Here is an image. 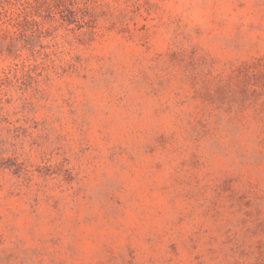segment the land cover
<instances>
[{
  "label": "rangeland",
  "instance_id": "374dc122",
  "mask_svg": "<svg viewBox=\"0 0 264 264\" xmlns=\"http://www.w3.org/2000/svg\"><path fill=\"white\" fill-rule=\"evenodd\" d=\"M0 264H264V0H0Z\"/></svg>",
  "mask_w": 264,
  "mask_h": 264
}]
</instances>
